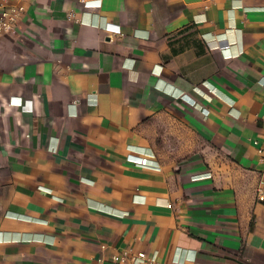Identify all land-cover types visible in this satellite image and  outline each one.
Listing matches in <instances>:
<instances>
[{
	"label": "crops",
	"instance_id": "0c3cea01",
	"mask_svg": "<svg viewBox=\"0 0 264 264\" xmlns=\"http://www.w3.org/2000/svg\"><path fill=\"white\" fill-rule=\"evenodd\" d=\"M14 3L0 264H264V0Z\"/></svg>",
	"mask_w": 264,
	"mask_h": 264
},
{
	"label": "built area",
	"instance_id": "2783aa9c",
	"mask_svg": "<svg viewBox=\"0 0 264 264\" xmlns=\"http://www.w3.org/2000/svg\"><path fill=\"white\" fill-rule=\"evenodd\" d=\"M24 11V6L20 3H14L9 8H4L0 4V33L8 32L12 29V26L20 15ZM148 159L144 157L140 160V164L149 165ZM258 198H264V188H258ZM104 246V245H102ZM98 261L101 262V258H98ZM112 264H157V260L154 255H148L143 250L131 251L126 249L123 252H115L111 255Z\"/></svg>",
	"mask_w": 264,
	"mask_h": 264
}]
</instances>
